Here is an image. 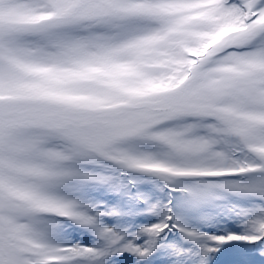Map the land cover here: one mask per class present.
I'll return each mask as SVG.
<instances>
[{"label": "snow or ice", "instance_id": "6c2138e0", "mask_svg": "<svg viewBox=\"0 0 264 264\" xmlns=\"http://www.w3.org/2000/svg\"><path fill=\"white\" fill-rule=\"evenodd\" d=\"M0 264H264V0H0Z\"/></svg>", "mask_w": 264, "mask_h": 264}]
</instances>
